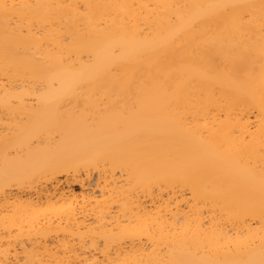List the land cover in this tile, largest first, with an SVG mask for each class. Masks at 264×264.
I'll list each match as a JSON object with an SVG mask.
<instances>
[{"label":"bare ground","instance_id":"obj_1","mask_svg":"<svg viewBox=\"0 0 264 264\" xmlns=\"http://www.w3.org/2000/svg\"><path fill=\"white\" fill-rule=\"evenodd\" d=\"M0 264H264V0H0Z\"/></svg>","mask_w":264,"mask_h":264}]
</instances>
